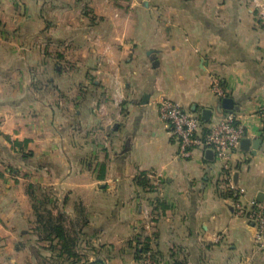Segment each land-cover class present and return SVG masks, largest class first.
I'll return each mask as SVG.
<instances>
[{
  "label": "crops",
  "instance_id": "0c3cea01",
  "mask_svg": "<svg viewBox=\"0 0 264 264\" xmlns=\"http://www.w3.org/2000/svg\"><path fill=\"white\" fill-rule=\"evenodd\" d=\"M163 98L201 118L211 109L206 123L233 99L251 140L232 155L234 179L259 200L255 0H0V264H148L145 239L151 264H264L253 220L219 186L215 154L179 155ZM36 205L80 232L79 260L40 240Z\"/></svg>",
  "mask_w": 264,
  "mask_h": 264
},
{
  "label": "built area",
  "instance_id": "2783aa9c",
  "mask_svg": "<svg viewBox=\"0 0 264 264\" xmlns=\"http://www.w3.org/2000/svg\"><path fill=\"white\" fill-rule=\"evenodd\" d=\"M255 2L259 8V19L264 25V0H255ZM213 88L218 95L223 96L220 80L216 77L213 78ZM158 105L161 119L168 124L171 133L180 141V156H191L196 148L214 152L221 168L219 186L232 197H236L237 214L249 216L253 220L257 228L256 243L264 248V200H245L247 190L235 182L231 164L232 155L240 148L241 141L246 136L245 125L238 119L237 113L230 110L219 119L206 123L180 102L163 98ZM149 176L153 179L154 188L161 189V177L154 173ZM145 212L149 218H152L147 207ZM152 254L151 249L145 252L148 264L152 263Z\"/></svg>",
  "mask_w": 264,
  "mask_h": 264
},
{
  "label": "trees",
  "instance_id": "16d2710c",
  "mask_svg": "<svg viewBox=\"0 0 264 264\" xmlns=\"http://www.w3.org/2000/svg\"><path fill=\"white\" fill-rule=\"evenodd\" d=\"M264 123V116H263ZM19 143L15 140V144ZM37 210V234L40 240L49 241L53 243L51 246L53 249L59 251V255H67L70 258L80 259V255L76 252L78 245V237L80 232H76L73 235L69 229L65 226V216L59 215L56 216L52 213L51 210H43L40 206L36 205ZM55 241L57 243L55 244ZM150 250V245L148 240H144V246L138 249V253H144ZM88 264V263H84Z\"/></svg>",
  "mask_w": 264,
  "mask_h": 264
},
{
  "label": "water",
  "instance_id": "95a60500",
  "mask_svg": "<svg viewBox=\"0 0 264 264\" xmlns=\"http://www.w3.org/2000/svg\"><path fill=\"white\" fill-rule=\"evenodd\" d=\"M222 107L226 108V109H229V110H233V107H234V101L232 98H225L222 102ZM212 116V110L209 109V108H205L203 111H202V119L206 122H209L211 120V117ZM261 141V140H258V142ZM251 144V140L249 138H244L242 141H241V147L244 148V149H249V145ZM257 144V141L254 143L255 146ZM254 146V147H255ZM207 154L209 156H212L214 154V152L212 150H208L207 151ZM264 195L263 193L260 194L259 196V200H263L261 198V196Z\"/></svg>",
  "mask_w": 264,
  "mask_h": 264
}]
</instances>
